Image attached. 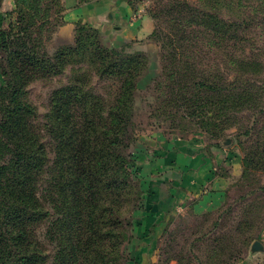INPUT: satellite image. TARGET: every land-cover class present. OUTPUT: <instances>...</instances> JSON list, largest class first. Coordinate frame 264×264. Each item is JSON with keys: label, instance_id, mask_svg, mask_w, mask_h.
Wrapping results in <instances>:
<instances>
[{"label": "trees", "instance_id": "trees-1", "mask_svg": "<svg viewBox=\"0 0 264 264\" xmlns=\"http://www.w3.org/2000/svg\"><path fill=\"white\" fill-rule=\"evenodd\" d=\"M17 2L16 24H0V264H118L126 226L133 223L142 196L135 191L132 161L124 151L140 82L152 67L151 54L112 47L98 28L83 21L76 23L72 44L58 46L53 53L40 51L28 45L34 22L27 21L21 8L25 0ZM177 2L158 1L162 15L178 21L188 15L191 25L198 21L187 3L175 11ZM200 20L216 36L224 31L231 38L233 25L209 14ZM174 29L166 34L156 26L150 35L161 42L160 72L154 81L155 88H165L164 105L184 112L202 106L205 112L218 95L229 101L231 95H222L230 91L226 86L195 79L196 61L184 51L189 46L185 41L193 43L194 38ZM216 36H211L210 45L223 40ZM77 55L98 65L96 72L104 79L117 77L113 99L103 100L85 78L76 76L51 92V109L41 124L38 109L26 98L29 81L34 74L61 73ZM44 221L51 253L37 234Z\"/></svg>", "mask_w": 264, "mask_h": 264}, {"label": "rangeland", "instance_id": "rangeland-1", "mask_svg": "<svg viewBox=\"0 0 264 264\" xmlns=\"http://www.w3.org/2000/svg\"><path fill=\"white\" fill-rule=\"evenodd\" d=\"M9 1L0 6V14L4 17L0 24L4 28L10 22L16 24L17 13L13 9L20 7L17 0ZM158 1L129 0L140 14L151 18L153 31L159 26L163 33L170 34L176 32V27L180 29V35L193 37V43L189 39L185 41L189 46L184 49L186 57L196 61L193 76L196 80L226 86L230 91L222 95H231V99L226 102L218 95L205 112L202 106L200 110L186 112L185 108L165 106L162 101L165 88H155L154 81L160 72L158 57L162 49L159 37L128 40L115 46L103 35L112 47L125 48L123 50L127 53L146 49L152 57L150 72L140 82L142 89L137 94V111L124 151L129 153L132 161L135 191L141 192L142 196L133 225L126 226L127 240L118 255V264H126L132 254L134 238H138L135 226L144 219L143 211L154 199L149 191L156 190L157 182L163 177L167 181L161 185V192L174 189L176 185L172 180L179 179L183 173L180 164L178 167L159 164L164 154L176 148L187 150V146L194 143L192 141L205 148L218 145L224 151V161L218 167L220 173L231 171L225 159L235 154L241 160L238 172L231 176L227 198L220 210L196 215L190 208L179 205L183 208H176L166 215L165 227L159 232L158 250L150 264H264V0H178L175 11L185 3L193 8L198 21L192 25L188 15L179 21L162 15ZM21 8L28 15L27 21L34 22L31 27L33 40H28L29 46L35 45L40 51L47 49L53 53L55 48L64 45L61 41H66L55 40L67 9L64 0L62 3L60 0H25ZM207 14L233 25L228 33L232 39L225 37L224 31L217 36L211 33L208 25L200 20ZM32 16L36 19L33 20ZM27 21L24 25H28ZM211 36L223 40L210 45ZM70 41L68 45L74 42V38ZM1 55L5 56L6 52L2 51ZM85 60L77 55L59 74L33 75L26 98L38 109L41 124L51 109V92L64 87L76 76L85 78L103 100L113 99L117 77L104 79L96 72L98 65ZM2 84L0 74V88ZM245 92L247 98H243ZM203 96L211 99L209 94ZM75 110L79 114L82 112L80 108ZM45 140L51 148L49 138ZM123 214L127 218V213ZM47 224L48 221L40 224L37 234L44 242V248L51 253L53 247L46 238ZM256 241L262 242L261 249L253 248Z\"/></svg>", "mask_w": 264, "mask_h": 264}, {"label": "crops", "instance_id": "crops-1", "mask_svg": "<svg viewBox=\"0 0 264 264\" xmlns=\"http://www.w3.org/2000/svg\"><path fill=\"white\" fill-rule=\"evenodd\" d=\"M8 1L3 0L0 6H4ZM64 2L67 8L64 22L55 34L56 41H66H61V44L71 43L78 21L87 22L98 28L115 46H121L119 44L128 40L148 39L154 29L151 18L140 14L129 0H64ZM2 18L0 14V20ZM192 142L194 143L188 145L187 150L179 148L171 150L164 154L163 160L160 161L159 164L162 162L163 166L165 164L178 167L180 164L183 173L179 179L172 180L176 185L174 189L166 193L161 192V185L167 181L163 177L158 178L156 190L149 191L154 199L147 206V210L143 211L144 219L135 226L138 238H134L135 245L131 247L132 254L126 264L153 263L158 250L159 232L166 224L165 217L176 208L188 207L194 214L200 215L216 212L224 205L232 181L231 176L238 172L237 166L241 160L230 152L225 163H229L231 171L220 173L218 167L220 162L224 161L222 156L224 151L214 145L205 148L204 145Z\"/></svg>", "mask_w": 264, "mask_h": 264}, {"label": "water", "instance_id": "water-1", "mask_svg": "<svg viewBox=\"0 0 264 264\" xmlns=\"http://www.w3.org/2000/svg\"><path fill=\"white\" fill-rule=\"evenodd\" d=\"M2 1L3 0H0V3H2ZM263 246H262V243L260 242V241H256L255 243H254V245H253V248L255 249V250H257V249H261Z\"/></svg>", "mask_w": 264, "mask_h": 264}]
</instances>
